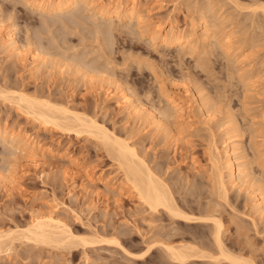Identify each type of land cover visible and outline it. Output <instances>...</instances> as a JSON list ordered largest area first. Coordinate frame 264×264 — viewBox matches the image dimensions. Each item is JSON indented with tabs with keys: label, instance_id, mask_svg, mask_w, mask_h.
<instances>
[{
	"label": "rangeland",
	"instance_id": "1",
	"mask_svg": "<svg viewBox=\"0 0 264 264\" xmlns=\"http://www.w3.org/2000/svg\"><path fill=\"white\" fill-rule=\"evenodd\" d=\"M90 1L47 12L38 0H0V90H7L0 95V264H231L197 256L172 260L165 244L220 255L212 221L153 212L128 185L120 186L123 170L103 140L43 126L11 98L13 91L95 118L109 136H131L183 211L220 219L225 249L264 264V213L254 209L264 192V0H128L136 3L133 18L101 16L99 8L111 0ZM169 20L181 43L153 34L155 24ZM10 33L19 55L7 51ZM34 54L43 59L37 70ZM117 88L165 130L147 129L119 106L107 94ZM193 94L208 106L203 116L194 108L189 119L173 102L191 104ZM231 118L238 137L227 133ZM12 132L38 141L36 150L19 149ZM229 136L256 181L229 184L224 197L212 159ZM222 162L228 179L225 156ZM99 175L113 178L116 188L95 180ZM47 213L68 226L70 242L26 239L27 228ZM114 238L121 247L109 242Z\"/></svg>",
	"mask_w": 264,
	"mask_h": 264
},
{
	"label": "bare ground",
	"instance_id": "2",
	"mask_svg": "<svg viewBox=\"0 0 264 264\" xmlns=\"http://www.w3.org/2000/svg\"><path fill=\"white\" fill-rule=\"evenodd\" d=\"M38 1H39L40 9L46 10L47 12L48 11L49 12H59V11L70 9L81 2L86 3L90 0H38ZM91 1L93 2L94 0H91ZM91 1L90 3H87V4H91ZM135 4H136L135 2H129L128 0L126 2H123L121 0H111L109 4L102 6V7L100 6L101 8H99L100 9L99 13L101 16H110L111 13H114V15L119 18L120 17L133 18L136 13ZM172 24H173V21L171 20L165 21L164 23L155 24L153 26V32H154L153 34L156 35L157 37H162L164 41H177L181 43V41H183L182 40L183 35L181 34V32H178V33L173 32ZM168 26H170L169 29H167ZM207 32H209L210 33V34L208 33L209 36L211 35L212 37V32L210 31H207ZM214 33L216 32L214 31ZM188 42L189 41H187V43ZM5 43H6L7 51L11 55L20 54L21 49L17 45V42L14 39V35L12 33L8 34V36H5ZM245 57L247 59L248 56L245 54ZM42 60L43 59H41L39 55L34 54L33 60H32V64H34V66L32 67V70H37L40 67ZM6 91L5 89L4 91L3 89H1L0 95L2 96L5 95ZM11 92L12 91H10V93ZM13 92H16V93H12L13 95L11 98H13L14 96L18 105H20V107H22L25 110L26 114L35 118L37 121L41 122L43 126L45 127L55 126V127H58L66 131L68 130L69 132H75L76 134H79L80 132H88L92 136L93 134L95 137L97 136L96 138L100 139L101 141L103 140L102 142L105 144V146H107L106 148L110 150L109 152H111L112 158H114L115 161L118 162L119 164L118 166L123 170V173H124L123 182L124 183L120 186L128 185L130 189H133L130 191H135V193L137 194V197L142 202H144L148 206V208L152 210L153 212H157L160 209H163L169 215H171L172 218L181 219V220H184L185 222H190V223L207 221V220L212 221L213 227H214V230H213L214 241L216 243V246H217V249L220 255H216L217 257H215V255L212 256V255H209L208 253H207L208 255L205 254L206 252L202 254L201 253L196 254L194 252L193 253L191 252V251H194V248L192 246L189 247L187 245L188 247L187 246L182 247L181 245V247L179 246L178 248H176L177 246L173 247L172 245H169V244H167L169 245L167 246L165 243H163L166 246L165 249H166V252H168V256L172 260L178 261V262H185L189 260V258H191L192 256L193 257L197 256L196 258H203V259L209 258V260L211 258V261L212 259L213 261L214 260L215 261L224 260L231 264H255V262L253 263L247 262L245 259H244L245 260V263H244V260L242 257H240L239 255L238 256L232 255V253L228 252L225 249L226 247L224 246L223 239H222L223 237L222 236L223 235L222 224L223 223L220 222V219L218 220L216 219V217H212V216H211L212 218L210 219V217L208 216L206 218L202 216L199 217L195 215H190L189 213H186L185 211H183L182 208H180V206H178V204L175 203L176 201H174L175 199L174 197H172L173 195L170 192V189H168L169 187L167 186V183H165L164 180L161 179L160 176L156 175L155 172L149 168L146 161L140 156L139 149H137L136 145L133 144L134 142L132 143L130 141L131 139L129 138L131 136L127 138L129 139L131 143L126 138L123 137L124 139H121V136L117 137L118 135L116 136L113 133H112L113 134L112 136H109L110 135V133L108 134L109 131L106 130L103 125L99 124L97 120H95V118L91 117L92 118L91 119L90 117H87V116H86L87 118H85L84 115L81 116L82 114L73 113V110L68 109L69 107L65 108L64 106H61L64 108L60 109L59 107L58 109L57 106L54 105L55 107H57L55 108L53 104L51 103L48 105L46 103L48 101L41 100L42 103H40V102H37L40 100L35 99L36 101H34L30 97L29 99L26 98V96L21 94V92L19 93L18 91H13ZM125 92L126 91H124L123 89L117 88L114 90H109L107 94L110 97H114L117 101V104L119 106L126 108L129 111L130 115L135 116L142 123H144L147 129L148 127L155 126L156 127L155 130H160V127L162 128V126L160 125V123H158L159 120L157 119L155 114L149 110H144V109L143 110L145 112H142V108H140V106L135 105L136 102L134 104V102L130 100V98L125 94ZM8 95H7V98H10V96ZM15 95H17V98ZM196 96H197L196 94L195 95L193 94V96L191 97L192 103L188 105L184 104L185 102L181 103V102H177L178 100L174 101L173 107L175 111L185 113L188 115L187 118L191 119L190 118L192 116L191 114L192 112L194 113L193 109L198 108L202 111L200 113H203L202 114L203 116L205 112H207L205 111L207 110L205 108L206 106H208V102L207 100L203 98L199 99ZM168 110L169 108L167 109V111L165 110L166 112H163V113H166L165 116L162 113L164 117L168 118V116L170 117L172 115V113H169ZM88 118L90 119L87 120ZM163 126H164V129L162 128V130H165V125ZM167 130L169 133L172 132V131L170 132L171 130L170 128ZM227 133L229 134L233 133L235 134V136L238 137V134H239L238 126L232 118H231V126L230 128H227ZM10 138H11V141L13 143L15 142L18 145L17 147L19 149H22L23 151L26 148L28 151H31L29 149L36 150V145L38 141L37 143L34 141H30L31 139L29 140L28 137L26 138L25 135L21 134V132H18L17 134L12 132V134L10 135ZM231 139H232V136L227 137V141H226L227 145L224 148V151L221 152L216 149L215 150L216 152H214L215 155L213 156L214 158L212 159L213 160L212 164H213V169H214V180L217 184V188L220 190L219 192L224 197H226L228 194L229 184L235 185V183L236 184L240 183L242 185H248L250 187V185L254 181H256L254 176H252L251 171H249V168H247L248 163L246 164V162H244L245 160L243 161V159L245 158V155L242 154L241 147L238 146L239 144L237 143V141H233ZM38 150H41V149H38ZM44 151L42 149L43 153ZM37 152H35V154ZM51 155H53V153ZM224 156L227 158L226 167H227V172H228V179H226L223 173L224 163L222 162V160ZM32 157L34 158V156ZM257 163H260V162L257 161ZM262 165H263V162H262ZM88 179L90 181L91 180L93 181L95 178L93 176H90ZM95 180H97L98 182L104 183L107 187L116 188L115 186H117L115 185V183L117 184V182L115 181H114L115 183L111 182L112 180H114L113 178L108 179L107 177H103V175L102 176L99 175V177L96 178ZM255 191H258V189H255ZM256 196L257 197H256V201L254 204V209L256 213L262 215L264 213V192H259ZM45 214L41 215L40 217L35 216L37 218L35 219V221L33 220L34 223L32 224L31 228L29 227L30 229L27 228L26 230V234H29L28 236L26 235L27 236L26 239L28 238L31 240L34 239L38 242H43V243L47 242V244L48 242L51 243L52 241L54 243L57 242V244L61 242H63L62 244H64V242L69 241L68 238L73 237L71 236L73 234H70V231L68 230L69 228L66 224L56 219L53 216V214H48V213L47 215ZM13 239L14 237H12V239L9 238L8 241L11 240L12 242ZM2 240L4 241V239ZM109 242H112L115 245L121 247V244L115 238L112 239V241L110 240ZM1 243L2 242H0V250H1ZM195 250L197 251L196 248Z\"/></svg>",
	"mask_w": 264,
	"mask_h": 264
}]
</instances>
